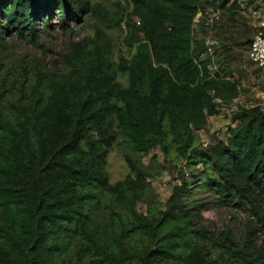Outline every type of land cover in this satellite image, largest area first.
<instances>
[{
  "label": "trees",
  "instance_id": "obj_1",
  "mask_svg": "<svg viewBox=\"0 0 264 264\" xmlns=\"http://www.w3.org/2000/svg\"><path fill=\"white\" fill-rule=\"evenodd\" d=\"M229 5L127 0L110 24L128 58L114 61L108 39H85L62 70L0 72V264H264V251L219 242L199 223V196L264 212V108L241 109L212 147L197 135L239 94L225 60L210 73L194 34L208 8L233 24L239 6ZM87 14L103 19L92 0H0V67L7 36L33 43L52 17L67 32ZM119 145L129 174L111 184L107 156ZM155 149L201 168L163 206L140 159Z\"/></svg>",
  "mask_w": 264,
  "mask_h": 264
},
{
  "label": "rangeland",
  "instance_id": "obj_2",
  "mask_svg": "<svg viewBox=\"0 0 264 264\" xmlns=\"http://www.w3.org/2000/svg\"><path fill=\"white\" fill-rule=\"evenodd\" d=\"M233 2L239 6L233 24L226 23L228 14L219 11L220 18L213 25L209 21L216 11L209 8L201 10L194 21L196 38H203L204 42L207 41L213 46L211 55L206 53L212 58L210 73H219L225 60L231 74L230 78L238 83L239 88L237 98L228 106L221 105L219 115L208 118L206 127L197 132L199 144L203 147H212L218 140L225 141L227 129L233 127V117L241 109L264 108V70L253 67L247 61L249 46L242 44L251 40L255 28L264 22V0H230V5ZM92 3L99 5L102 20L87 14L76 24L69 22L70 28L66 32L57 27L58 20L52 17L53 27L45 32L39 27L40 32L33 43L7 36L4 40L9 49L1 52L3 66L0 67V72L5 73L8 68L12 73L20 70L24 73V69L30 68L44 71L62 70L65 67V57L71 52V46L84 42L85 39L89 43L90 41L101 43L108 39L114 61H117L121 54L128 58L129 54L122 44L121 30L110 24L119 9L126 6L127 0H92ZM220 27H223L222 30H218ZM210 31H215V34L210 36ZM230 39H234L237 46ZM221 46L229 48L231 54H224ZM129 152L124 145L115 146L109 152L106 171L111 184L122 181L129 174L124 160V154ZM169 152L167 156L160 149H155L140 158L143 167L150 174L148 181L159 206L165 205L175 186H179L181 181L188 180L190 174L201 171L199 166L196 170L188 171L185 168L187 162L184 159H177L173 150ZM213 201L211 196L205 195L199 196L197 202L198 205L202 204L199 208L202 221L199 223L209 234L218 237L219 242L222 241L223 234L232 238L240 248L251 243L256 249L264 251V229L260 223L264 221L263 211H259L258 217L255 218L251 216L249 207L245 210L237 204L229 207L225 203ZM145 209V205L137 207L138 212L144 213Z\"/></svg>",
  "mask_w": 264,
  "mask_h": 264
},
{
  "label": "built area",
  "instance_id": "obj_3",
  "mask_svg": "<svg viewBox=\"0 0 264 264\" xmlns=\"http://www.w3.org/2000/svg\"><path fill=\"white\" fill-rule=\"evenodd\" d=\"M220 18L219 11H216L212 19H210V23L216 24V22ZM211 26V28L213 27ZM215 31H210L209 35L213 36ZM217 45V43L215 44ZM212 45L207 41L205 42L206 52L210 54L212 50ZM211 55V54H210ZM247 61L255 68L264 70V22L259 23V25L255 28L253 37L250 41L249 48L247 50Z\"/></svg>",
  "mask_w": 264,
  "mask_h": 264
}]
</instances>
